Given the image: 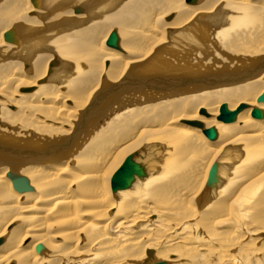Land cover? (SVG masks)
I'll return each instance as SVG.
<instances>
[{
    "label": "bare ground",
    "instance_id": "bare-ground-1",
    "mask_svg": "<svg viewBox=\"0 0 264 264\" xmlns=\"http://www.w3.org/2000/svg\"><path fill=\"white\" fill-rule=\"evenodd\" d=\"M263 90L264 0H0V264H264Z\"/></svg>",
    "mask_w": 264,
    "mask_h": 264
},
{
    "label": "water",
    "instance_id": "water-1",
    "mask_svg": "<svg viewBox=\"0 0 264 264\" xmlns=\"http://www.w3.org/2000/svg\"><path fill=\"white\" fill-rule=\"evenodd\" d=\"M11 35L12 34L10 31L5 32L4 34L7 40H12ZM117 38L118 36L116 31L112 29L106 38V43L115 46L117 43ZM257 98L258 100L264 102V90L258 95ZM261 113L262 111L259 107H254L252 109V114L255 116H260ZM234 114L235 110H227L225 104L222 103L220 106V113L217 115V117L222 120H231ZM204 132L209 138H214L216 136V130L213 126L206 128ZM143 175V165L135 161L131 155H128L121 163V165L117 168V170H115V173L111 178V189L112 191H116L117 189L127 188L131 185L135 176L142 177ZM12 186L18 191L31 189V187L28 185L26 178L24 177L14 178L12 180Z\"/></svg>",
    "mask_w": 264,
    "mask_h": 264
},
{
    "label": "rangeland",
    "instance_id": "rangeland-1",
    "mask_svg": "<svg viewBox=\"0 0 264 264\" xmlns=\"http://www.w3.org/2000/svg\"><path fill=\"white\" fill-rule=\"evenodd\" d=\"M27 3H28V1H27ZM28 4H29V3H28ZM170 15H171V14L165 15V17L162 18V20H164V21L167 20L168 18H170ZM166 18H167V19H166ZM165 22H166V21H165Z\"/></svg>",
    "mask_w": 264,
    "mask_h": 264
}]
</instances>
